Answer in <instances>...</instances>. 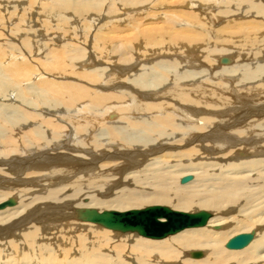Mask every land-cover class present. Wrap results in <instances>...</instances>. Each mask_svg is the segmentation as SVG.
I'll use <instances>...</instances> for the list:
<instances>
[{"label":"bare ground","instance_id":"bare-ground-1","mask_svg":"<svg viewBox=\"0 0 264 264\" xmlns=\"http://www.w3.org/2000/svg\"><path fill=\"white\" fill-rule=\"evenodd\" d=\"M4 1L7 29L22 3ZM170 1L110 0L104 13V0H36L34 14L24 10L9 28L0 44V203L16 205L0 210V264H104L112 258L100 252L120 233L124 245L135 238L131 254L157 251L160 264L186 253L198 260L186 264H264V0ZM2 8L13 9L11 21ZM41 173L49 188L34 191L43 179L29 176ZM189 174L195 181L181 186ZM168 197L214 216L162 238L82 218ZM252 231L247 247L227 250Z\"/></svg>","mask_w":264,"mask_h":264},{"label":"water","instance_id":"water-1","mask_svg":"<svg viewBox=\"0 0 264 264\" xmlns=\"http://www.w3.org/2000/svg\"><path fill=\"white\" fill-rule=\"evenodd\" d=\"M193 176L187 175L181 178V184L192 181ZM16 205L11 198L0 203V210ZM211 212L201 210L197 212H186L173 210L167 206L153 205L144 209H133L125 212L103 211L87 209L82 213L84 221L99 224L105 228L120 232H136L142 237L160 238L170 234H176L188 228L203 227L211 218ZM165 219V222L159 221ZM255 233H242L232 237L225 245L230 250H242L254 239ZM203 252H193L192 256L200 258Z\"/></svg>","mask_w":264,"mask_h":264},{"label":"rangeland","instance_id":"rangeland-1","mask_svg":"<svg viewBox=\"0 0 264 264\" xmlns=\"http://www.w3.org/2000/svg\"><path fill=\"white\" fill-rule=\"evenodd\" d=\"M31 1H33V2H31ZM53 1V0H52ZM98 0H96V2H97ZM105 2H104V4H106V6L107 7H105L104 6V13H105V11H106V13H108V6L109 5H111V3L109 2L110 0H104ZM6 3V1H4V0H0V3ZM10 3V7H12L11 5H12V3L14 4V3H18V2H20V3H22V5L18 8L19 10H20V12H19V10H18V15L16 16V18H14V19H12V21L10 20V17H12V16H10V14H9V12H11V11H13V9L12 8H10V9H5V8H2L1 10L3 11V14H4V16H5V19H6V21L9 19L10 21H11V23L9 22V24H11V25H9V28H12V26H14V24L16 23V22H18V18H20L19 16L21 15V14H24V10H26V12H30V15L32 14V9H37L38 8V5H37V3H36V0H13V1H7V3ZM51 2V1H50ZM102 2V1H101ZM157 3V2H156ZM176 3V1L175 0H171L170 2H169V7L171 8V9H176L175 7H173V4H175ZM118 6L119 5H116V6H114V7H116V8H118ZM121 6V5H120ZM151 6V5H150ZM41 7V6H40ZM166 8V7H165ZM170 8H169V10H170ZM218 8V7H217ZM158 9V10H157ZM180 9V8H179ZM184 9V8H183ZM31 10V11H30ZM156 11L155 12H159V11H161L162 9H159V8H156L155 9ZM114 11H116V9L114 10ZM143 11V10H142ZM146 12L148 11L149 13L152 11V12H154V10L153 9H147V10H145ZM185 11H189V10H185ZM144 12V11H143ZM6 13V14H5ZM145 13V12H144ZM34 14V13H33ZM32 14V15H33ZM38 16L37 17H35L34 18V23H36L37 24V22L36 21H38ZM247 19H250V18H247ZM8 20V21H9ZM251 20V19H250ZM5 21V20H4ZM27 21H28V19H27ZM41 21H43L42 19H41ZM41 21H38V24H39V22H41ZM103 22V21H102ZM100 23V25H103V23ZM129 23V21L128 20H126V23ZM130 24V23H129ZM131 24H134V23H131ZM4 28L5 27H0V44L3 42L4 43V41L6 40V39H3V38H5V35H8V34H10L11 33V29H9V28H5V30H4ZM217 28V30L218 31H220V30H222L221 28H222V26H220V27H216ZM9 29V30H8ZM40 29H41V27H40ZM31 32H32V29L30 30ZM42 34H45L46 35V32L45 31H40ZM49 35H51L50 33H48ZM74 34V33H73ZM44 35V41H46L45 39L47 38L46 36ZM223 35H226V36H228V35H230V34H223ZM91 36V35H90ZM69 37H72V35H70ZM39 38H40V36H35V38H34V40H36V41H38L39 40ZM42 38V37H41ZM41 38H40V40H41ZM73 38V37H72ZM90 38H92V37H90ZM38 39V40H37ZM65 41L63 40V43H65V42H67V41H69V42H74V43H78V41H80V40H77L76 41V39H75V41H74V39H73V41H71L70 40V38L69 39H67L66 37H65ZM43 41V42H44ZM6 42V41H5ZM11 42V40L10 41H8V43H10ZM12 42L13 43H19L20 44V42L18 41V38L16 39V41H14V40H12ZM4 44H6V43H4ZM19 44H18V46H19ZM37 44V43H36ZM38 46L37 47H39V43L37 44ZM81 46V45H80ZM40 57H42V54H40ZM22 58V57H21ZM223 58H226V56H223ZM222 58V59H223ZM222 59H221V61H222ZM31 61L32 62H34L35 61V57H34V59L33 58H31ZM225 62V60H223V63ZM254 62V61H253ZM35 63V62H34ZM248 63V62H247ZM255 63V62H254ZM264 63V62H263ZM36 64V63H35ZM220 64H222V62L220 63ZM246 64V63H245ZM224 65V64H223ZM234 65H237L236 63H234L233 64V66ZM238 66V65H237ZM144 67H146V66H144ZM201 68H202V66H201ZM200 68V69H201ZM205 68H207V67H205ZM234 68V67H233ZM228 70H230V68H228ZM218 71H221V69H218ZM240 72H242V71H240ZM237 73H239V72H236V74L235 73H232L231 75L232 76H238V74ZM228 75H230V74H228ZM81 77H79V76H77V75H75V74H73V81H76V79H80ZM256 82H258V79L257 80H255V81H253V84H251V85H254ZM251 83H252V81H251ZM84 85L85 86H92L90 83L89 84H85L84 83ZM18 94V93H17ZM15 95H13V97H14ZM9 102V101H8ZM12 102V101H11ZM173 145V147H177V148H175V149H189V148H191V146H187V147H184L183 145H185L184 143L182 144V143H179V142H176V141H174V144H173V142H172V144H171V146ZM167 151V150H166ZM166 151H164V152H166ZM198 156H200V155H198ZM197 156V157H198ZM204 158V157H203ZM180 161V160H179ZM179 161H176V162H179ZM189 160H186V162H188ZM205 161V160H204ZM207 161H209V160H207ZM181 162V161H180ZM193 162H197V160H195V161H193ZM172 163H175V162H172ZM189 163V162H188ZM148 164H149V162H148ZM153 167V166H152ZM30 174V173H29ZM25 175H28V174H25ZM189 175H192V174H189ZM43 176H45L44 175V173H41V174H37V175H33V174H31V176H29V178L30 179H32V181L33 182H38V181H40V178L41 179H43V182H42V186L40 187V188H35V189H33L34 191H38V190H40V189H43L44 188V186H47L48 185V183L47 182H45L44 181V178H43ZM185 176H187V175H185ZM193 176V179H192V181H190L189 183H187V184H184V185H182L181 183H180V181H179V184L181 185V186H186V185H188V184H190V183H192L193 181H195L194 179H195V176L194 175H192ZM184 177V176H183ZM2 178H5L6 180H8V179H10L11 178V176H6V175H4L3 174V176H2ZM181 180V179H180ZM47 188H49V186L48 187H45L44 189H47ZM32 190V191H33ZM149 205H153V204H150V203H148L147 205H146V207L147 206H149ZM159 205H163V206H167V207H170V208H172L173 210H178V211H188V212H197V211H200V210H207V209H203L202 207H200L199 206V203L198 202H193V203H191L190 205H188V206H185V205H183V203H182V201L181 200H176V199H174V198H171V197H168L165 201H164V203H162V204H159ZM11 207V206H10ZM143 208H145V207H143ZM141 209V208H140ZM105 211V210H104ZM238 213V212H237ZM236 213H234V214H232V215H230L231 217L232 216H234ZM213 216H214V214H212ZM212 216V217H213ZM134 234H136V233H134ZM78 235V234H77ZM117 235H120V236H117V237H115V236H113V235H110V237L113 239V243L115 244L113 247H111L110 245L109 246H107L108 247V249H106V250H102L100 253L101 254H105V255H107L108 256V259H110V258H112V259H110L109 261H103V260H101L102 261V263H104V264H107V263H109V264H130L131 262H129L130 261V259H135L137 262L136 263H134V264H160V262H153L152 261V259L153 258H156V252L157 251H153V250H150L151 251V254H150V256H146V257H142L139 253H134V254H131L132 252H131V248H129V246L130 247H132L134 244H136L133 240L135 239H132V241H130V242H127V243H125V244H127V245H124V243H121L122 241H124V238H123V236H125V235H122L121 233L120 234H117ZM237 235V234H236ZM236 235H234V236H236ZM13 236H14V233H13ZM233 236V237H234ZM256 236V235H255ZM15 237V236H14ZM136 238H138L139 236H135ZM140 238H142V237H140ZM232 238V237H231ZM230 238V239H231ZM165 239V238H164ZM4 241H7V242H10L11 240L13 241V238H4L3 239ZM150 240V239H149ZM162 240V239H161ZM90 242V243H89ZM88 246L89 247H92V245H91V243H93V240L92 239H90V240H88ZM116 246V247H115ZM189 249H192V248H189ZM192 250H196L195 248L194 249H192ZM227 250H230V249H227ZM84 251H86V250H84ZM7 253H8V251L5 253V255H7ZM78 256V255H77ZM182 256H184V258L183 259H181V261L180 262H175V264H186V263H184L185 261H193V260H191L189 257H188V255H187V253H186V256H185V254L184 255H182ZM131 257V258H130ZM117 260V261H116ZM194 261H198V260H194ZM162 264H164V263H162Z\"/></svg>","mask_w":264,"mask_h":264}]
</instances>
